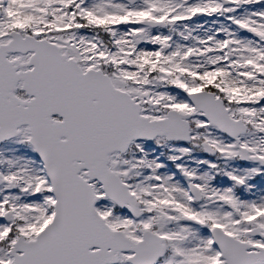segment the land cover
<instances>
[{"label": "snow or ice", "instance_id": "obj_1", "mask_svg": "<svg viewBox=\"0 0 264 264\" xmlns=\"http://www.w3.org/2000/svg\"><path fill=\"white\" fill-rule=\"evenodd\" d=\"M0 264H264V0H0Z\"/></svg>", "mask_w": 264, "mask_h": 264}]
</instances>
